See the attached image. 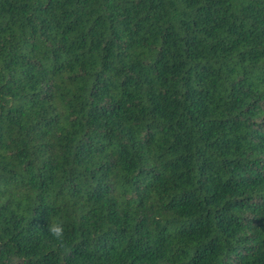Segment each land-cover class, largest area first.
Masks as SVG:
<instances>
[{
    "label": "trees",
    "instance_id": "obj_1",
    "mask_svg": "<svg viewBox=\"0 0 264 264\" xmlns=\"http://www.w3.org/2000/svg\"><path fill=\"white\" fill-rule=\"evenodd\" d=\"M0 264H264V0H0Z\"/></svg>",
    "mask_w": 264,
    "mask_h": 264
},
{
    "label": "clouds",
    "instance_id": "obj_2",
    "mask_svg": "<svg viewBox=\"0 0 264 264\" xmlns=\"http://www.w3.org/2000/svg\"><path fill=\"white\" fill-rule=\"evenodd\" d=\"M47 232L57 240L64 238L65 229L62 221H56L47 225Z\"/></svg>",
    "mask_w": 264,
    "mask_h": 264
}]
</instances>
